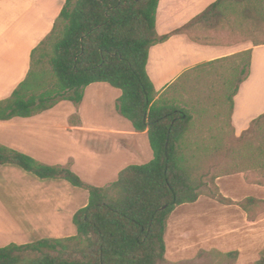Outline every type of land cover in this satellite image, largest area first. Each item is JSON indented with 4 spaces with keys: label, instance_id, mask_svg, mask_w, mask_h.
Wrapping results in <instances>:
<instances>
[{
    "label": "trees",
    "instance_id": "1",
    "mask_svg": "<svg viewBox=\"0 0 264 264\" xmlns=\"http://www.w3.org/2000/svg\"><path fill=\"white\" fill-rule=\"evenodd\" d=\"M158 3L159 0H65L52 31L31 53L27 78L8 98L0 100V120L7 121L36 115L61 101L79 104L88 85L108 84L121 92L115 102L116 111L134 131L147 132L153 154L148 163L127 166L114 182L97 187L84 182L68 167L45 165L0 145V166L17 167L40 180H63L88 192V204L72 218L74 236L0 247V264H169L165 232L177 206L205 196L222 205L239 206L250 220L262 211L263 199L247 197L235 202L220 193L216 179L232 172L220 169V159L236 161L256 156L253 163H257V157L264 155L262 146L253 149L249 142L264 124V114L239 137L228 140L223 134H210V127L200 123L206 114L204 108L191 107L175 96L166 98V92L191 72L235 63L236 83L228 97L234 134L233 98L248 75L251 50L190 69L162 94L155 90L146 65L150 48L172 35L185 34L203 45L219 44L222 42L218 39L212 41L191 31L220 28L232 32L236 25L243 32L247 22L264 23V0H216L167 35L156 32ZM252 44L264 43L253 40ZM46 45L51 47L48 63L54 83L38 93H29L37 87L32 73L34 55ZM234 166L241 170L240 163ZM205 254L201 252L197 258ZM219 255L228 264L238 259L237 251ZM254 264H264V249Z\"/></svg>",
    "mask_w": 264,
    "mask_h": 264
},
{
    "label": "crops",
    "instance_id": "2",
    "mask_svg": "<svg viewBox=\"0 0 264 264\" xmlns=\"http://www.w3.org/2000/svg\"><path fill=\"white\" fill-rule=\"evenodd\" d=\"M215 1L159 0L157 34L167 35L184 26ZM64 3L0 0V100L8 98L27 78L31 53L52 31ZM213 34L223 42L203 45L185 34L170 36L150 48L146 71L155 90L162 94L190 69L251 50L248 75L233 98L231 124L239 136L264 114V44L253 46L249 41L229 39L224 32ZM120 95V90L108 84L94 83L85 88L79 104L61 101L30 117L0 120V145L45 165L68 167L84 182L106 187L127 166L146 164L153 158L147 132L134 131L116 111ZM217 185L234 201L264 199V186L260 184L219 178ZM0 189L7 198L16 197L12 211L0 198V222L9 226L0 236V247L74 236L73 215L88 204L85 190L63 180H40L9 165L0 166ZM201 200L177 206L169 216L166 257H192L194 248L203 247L224 253L237 251V264H254L264 249V216L248 222L239 206H222L212 200L203 201L213 210L202 215L198 210ZM205 226L208 240L202 243L197 229Z\"/></svg>",
    "mask_w": 264,
    "mask_h": 264
},
{
    "label": "rangeland",
    "instance_id": "3",
    "mask_svg": "<svg viewBox=\"0 0 264 264\" xmlns=\"http://www.w3.org/2000/svg\"><path fill=\"white\" fill-rule=\"evenodd\" d=\"M221 32L227 33L229 39H236L238 41L240 40L249 41L251 44L253 40L256 43H264V23L257 24V23L247 22V24L243 29V32L241 31L239 32V28L236 25L233 26L232 32H229L226 29L221 30L220 28L203 31V32L191 31L193 35L198 34L201 37L206 36L212 41L218 39L220 42H223L222 38H219L218 36L213 34V33L218 34ZM50 55H51V47L48 45L44 46L42 49L38 50L35 53L33 58L32 73H33V78L37 81V87L30 89L29 93L31 92L38 93L42 89L50 87L52 83H54V76L52 74V70L48 63V59ZM234 66L235 63L226 62L222 66L207 67L197 70L195 72H191L187 78H184L180 82L178 86L172 87L170 90L166 92L167 93L166 98L175 96L182 99L186 103H189L191 107H194L196 109L204 108L206 110V114L201 119H199L200 123L210 127L211 129L210 134L215 135L216 137H218V135L220 134H223L225 137L228 138V140L229 139L233 140L234 137L240 136V135L236 136L235 133L233 134V131L230 128V120H229L230 111H229L228 97L232 94L236 83V72L233 71ZM249 142L252 145L253 149L262 146L264 150V124L261 127H259L258 130L255 131V133L252 134V136L249 138ZM253 159H256V156L253 157L252 159L247 158L244 160L241 159L236 161L231 160V158L228 160L224 158L220 159V161H218L220 165V169L224 171L228 170L232 172H230L227 175L221 176L219 178H225V179L235 178L237 179V182H239L240 179V181L243 180L249 185L260 184L264 186V168H261L262 166H260V163L264 161V155L262 153L261 157L259 156L257 157V163L256 162L253 163ZM239 163H240L239 168L241 170L235 169L234 166ZM217 179H216V184H217ZM227 187H229V185ZM218 188L220 191L219 186ZM224 188L226 189V186ZM238 188L239 187H237L236 190H238ZM232 190H235V187ZM0 198L3 200L5 204L9 206L11 211L14 210L12 209L11 206L13 204V201L14 200L16 201L15 199L16 197L7 198L6 194L2 192L0 189ZM201 199H202L201 200L202 203L198 204V206H200L198 210L200 211L201 214L203 213L202 215H209L208 212H211L213 209L207 206V204H203V201L206 202L208 200H212V201L215 200L205 196H201ZM186 206L188 205L184 204V207ZM222 206H226V205H222ZM175 212L176 214H181L179 210H176ZM185 214L189 215L193 213L192 212L189 213L188 211H185ZM262 216H264V206L262 207V211L260 212V214L254 220H250L247 214L245 213V218L248 222H256ZM7 228H9V226L6 225L5 222L4 223L0 222V236H3L5 234ZM207 228L208 227L205 226L204 228L197 229L198 232L197 235L200 236L202 243L208 240V233L205 231ZM201 251L206 252V254L202 258L198 259L196 255L198 256V254L201 253ZM211 251H213L214 253L209 254V252ZM223 253L224 252H221L217 249H206V248L204 249L203 247H197L191 251L190 256L192 257L179 258L173 256V254L171 255L169 254V256L166 257V253H165V257L169 262V264H228V262L222 256L219 255ZM260 253L257 260L260 257ZM239 256L240 254L238 253V259ZM237 260L233 264H237Z\"/></svg>",
    "mask_w": 264,
    "mask_h": 264
}]
</instances>
